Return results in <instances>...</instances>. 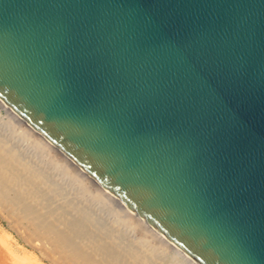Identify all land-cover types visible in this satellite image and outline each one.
Wrapping results in <instances>:
<instances>
[{"label": "water", "instance_id": "1", "mask_svg": "<svg viewBox=\"0 0 264 264\" xmlns=\"http://www.w3.org/2000/svg\"><path fill=\"white\" fill-rule=\"evenodd\" d=\"M0 99L197 264H264V0H0Z\"/></svg>", "mask_w": 264, "mask_h": 264}, {"label": "bare ground", "instance_id": "2", "mask_svg": "<svg viewBox=\"0 0 264 264\" xmlns=\"http://www.w3.org/2000/svg\"><path fill=\"white\" fill-rule=\"evenodd\" d=\"M23 213L51 224L88 256L47 229L31 246L52 263L65 247L72 264H197L0 99V215L26 236L28 224L16 218Z\"/></svg>", "mask_w": 264, "mask_h": 264}, {"label": "rangeland", "instance_id": "3", "mask_svg": "<svg viewBox=\"0 0 264 264\" xmlns=\"http://www.w3.org/2000/svg\"><path fill=\"white\" fill-rule=\"evenodd\" d=\"M5 195L7 196L9 194L5 193ZM11 196H12V199H14V196L13 195ZM12 205L14 204H11V203L9 204V206H11L10 210L14 209ZM1 210H4L6 212L5 209H1ZM23 214L26 215L27 213H23ZM23 214H17L16 218H17V222L21 224H28L27 226H29V230H28V235L26 236L20 235L15 230L13 226V224H15L14 222H9L8 220H5L4 218H2V216L0 215V264H72L74 262L73 261L74 258L72 257L71 253H69L70 256L67 255L69 251L65 250V247L63 248L62 245H61L62 248H60L61 250L57 258V262L55 263H52L47 258L48 257L47 254L41 251L39 252V250H36L33 246H31V239L33 240V238H35L37 235H41V233L48 234L47 233L49 232L48 230L51 231L50 232L51 235H54L56 233L58 235V236L56 235L57 239L60 240L61 238V240L63 241V243H65V245L69 244L68 247L69 249H71V251H75L79 254L81 253L83 258L88 257L87 254L81 252V249L76 248V246H73L72 241L65 234L53 229L51 224L45 223L44 225L46 226L44 227L43 224H41L40 222L39 223L34 222L35 220L32 221V219L34 218L29 217L30 216L29 214L26 215V219H25L24 217L25 215ZM42 226L44 227V229ZM27 236H30L31 238Z\"/></svg>", "mask_w": 264, "mask_h": 264}]
</instances>
